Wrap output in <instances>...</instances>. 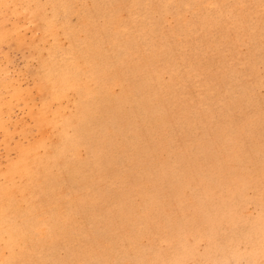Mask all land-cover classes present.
Here are the masks:
<instances>
[{
	"label": "rangeland",
	"instance_id": "374dc122",
	"mask_svg": "<svg viewBox=\"0 0 264 264\" xmlns=\"http://www.w3.org/2000/svg\"><path fill=\"white\" fill-rule=\"evenodd\" d=\"M0 199V264H264V0H0Z\"/></svg>",
	"mask_w": 264,
	"mask_h": 264
},
{
	"label": "bare ground",
	"instance_id": "6f19581e",
	"mask_svg": "<svg viewBox=\"0 0 264 264\" xmlns=\"http://www.w3.org/2000/svg\"><path fill=\"white\" fill-rule=\"evenodd\" d=\"M19 167V165H17ZM16 166V168H17ZM15 171H12V173ZM12 173H10L9 175H12ZM8 206H6V203H4L1 199H0V212H2L0 214V231L2 230V228H4V226L6 225V223L8 222V213L5 211V209Z\"/></svg>",
	"mask_w": 264,
	"mask_h": 264
}]
</instances>
